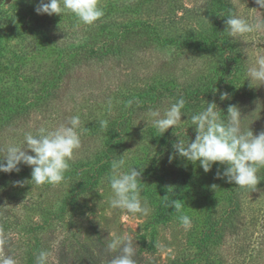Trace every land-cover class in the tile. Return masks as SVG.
<instances>
[{
	"label": "rangeland",
	"instance_id": "rangeland-1",
	"mask_svg": "<svg viewBox=\"0 0 264 264\" xmlns=\"http://www.w3.org/2000/svg\"><path fill=\"white\" fill-rule=\"evenodd\" d=\"M131 1L98 0L105 14L92 25L79 22L67 10L62 14L44 15L45 23L39 19L38 25H44L48 36L45 38L37 36L38 32L32 25L28 27L29 17L37 14L35 8L40 0H0V16H12L15 27L22 26L18 31L24 34L17 44L38 48L36 59L25 67L22 86L43 96L35 102L38 104L27 118L12 120L9 125L0 127V149L9 143L22 142L26 132L35 134L41 126L56 127L67 123L73 115L80 116L81 127L86 129L80 137L81 146L69 161L70 167L60 184L37 186L31 181L30 188L20 194L18 200H11V192H16L14 185L2 191V199L6 203L0 212V227L6 246L18 264H30L41 250L50 253L48 264L75 263L84 246L95 245L97 231L102 235L106 248L114 235L130 236L143 258V264H208L207 259L218 260L220 264H264L262 190L241 196L243 213L240 219L232 220L234 228L228 229L222 245L213 247L208 253L201 252L199 239L206 231L208 218L210 214L220 216L222 208L218 206L219 196L210 183V173H205L198 161L192 163L185 158L191 168L185 210L191 219V227L185 229L179 219L163 224L155 222V207L148 192L158 190L167 179L160 163L155 172L148 174L152 158L158 160V148L145 135L149 128H154L147 118L148 110L137 112L130 128L128 116L126 134L113 149L114 159L122 156L128 166L143 170L140 197L142 203L146 202L148 214H128L109 206L111 190L106 176L111 172V163L85 192H75L76 182L83 176L93 177V167L107 160L104 152L109 135L100 126L101 120L114 122L123 118L125 101L154 83L152 81L156 78H164L169 86L184 88L190 85L194 88L209 82L222 71L216 57L183 47L187 34L196 30L204 33L210 29L215 12L213 0H153L139 3L129 12ZM228 1L235 6L236 14L250 22L264 17V9H260L255 0ZM21 12L24 16H20ZM145 19L160 26L164 24L158 28L164 48L144 49V45L135 46L130 40H123L120 52L116 48L103 58L83 60L78 57L81 54L92 56L90 52L94 51H81L82 45L96 48L95 42L104 34L127 27L130 21ZM2 22L0 25L5 27ZM236 38L243 46L247 69L258 54H264V32ZM61 56L70 59L64 72ZM36 77L45 82L35 81ZM0 85L9 83L0 82ZM248 86L250 91L240 95L237 107L243 116L242 126H248L258 134L264 131V85L250 86L248 82ZM31 98L35 99L31 94L25 97L27 102ZM172 103H175L173 98L165 97L154 109L163 114ZM182 111L186 113L181 117L182 121L166 132L190 129L189 113L185 109ZM25 169V178L31 180V168L25 165ZM263 173L264 168H261L258 175Z\"/></svg>",
	"mask_w": 264,
	"mask_h": 264
},
{
	"label": "trees",
	"instance_id": "trees-1",
	"mask_svg": "<svg viewBox=\"0 0 264 264\" xmlns=\"http://www.w3.org/2000/svg\"><path fill=\"white\" fill-rule=\"evenodd\" d=\"M152 2L153 0H132L129 3V12L133 10L134 6L137 8L141 2ZM215 6V12L211 17V26L207 32L200 30L192 31L187 34L184 38L183 47L188 51H196L199 53L209 54L216 57V61L222 67L220 74H215L209 82H204L201 85L192 88L190 85L184 88H178L175 86L166 85L164 78L154 79V83L150 84L145 89H141L139 93L133 94L127 101H125L123 108V118L109 121L107 127H104L105 131L109 135L107 141V148L105 163L98 164L94 168L93 177L87 178L83 176V179L76 182L75 192H85L92 182L96 181V177L100 176L106 171L109 165L114 159L113 149L116 145H119V141L126 134V127L128 126L129 116V128L134 123L135 114L137 112L149 111L154 109L155 105L165 97L173 98L177 100L183 97L186 101L185 110L189 113V118L192 114L199 112L202 108L206 107V102L214 101L218 108L222 111V117L226 119L227 108L229 105L238 106L239 97L243 92H249L248 80L245 75L246 67L244 64V52L241 41L237 38L228 36L225 31V21L227 15L236 14L235 6L228 0H213ZM6 15V14H5ZM0 16V21H3L0 25V82H8L9 85H0V127L9 125L10 121L16 119H25L31 112H34L38 103H35L42 98V94H36V91H30L25 87V83L22 86L21 82H24L23 74L25 67L38 53L37 46H28L26 44L18 43L17 41L22 40L23 32H19L22 26H16L13 22L12 16ZM44 15L47 14H35L34 17L30 16L28 20V27L32 25L37 30V36L48 37L47 31L44 25L39 24L45 23L43 19ZM20 16H24L21 12ZM48 23L50 20L48 18ZM41 25V26H40ZM164 24H155L154 21L145 19L144 21L129 22V26L121 27L115 32L103 35L97 40V47L82 45L81 51L94 50L90 52L92 56L87 54H81L78 57L83 60L90 57L103 58V56L109 54L114 49L118 48V51H122L120 42L123 40H130L133 45H144V49H159L164 48L162 44L164 40L159 34V29ZM159 28V29H158ZM14 40V43L12 41ZM116 42V44H114ZM80 47V46H79ZM100 47V48H99ZM11 50V51H10ZM89 54V53H88ZM74 58V57H71ZM63 72L64 67L67 65L69 58H63ZM78 60L76 59V62ZM59 68H61L59 66ZM35 81H40L36 77ZM53 83H51L52 85ZM49 85V87H51ZM48 86H46V89ZM50 89V88H49ZM53 89V88H52ZM46 92H43V94ZM221 93H227L228 98L225 100L220 99ZM33 95L35 99L31 98L30 102L25 99L28 95ZM250 97L253 98L250 92ZM127 122V123H126ZM190 129L184 132H165L161 134L154 128H149L145 132V135L149 138V141L158 148V154L156 158H152L149 164L148 174L156 171L159 163L163 166L166 172L165 180L162 186L158 190H149L148 197L155 207V222L167 223L174 219H179V215H188L186 210V204L189 198L190 184H191V168L186 162V159L179 156L173 147L179 140H192L195 138L194 126L191 125ZM249 128L248 126H243ZM170 157H173L171 160ZM224 165L213 164L212 169L209 171L210 183L213 185L214 191L219 196V207L222 208L220 216L216 214H210L206 231H204L199 239V247L201 252L208 253L213 247H219L222 245L227 231L232 230L234 225L232 220L240 219V214L243 213V202L241 196L246 192H252L262 190L264 195V173L261 177L260 183L256 188H240L235 183H229L226 179L216 178L217 168L221 171L224 169ZM20 171H13L11 173L0 172V212L5 209V201L2 199V191L10 186L15 187L16 192H11V200H18L23 192L25 193L32 182L28 177L25 178L27 172L25 165L19 166ZM92 168V169H93ZM96 168V169H95ZM103 171V172H102ZM84 173V172H83ZM81 174V173H80ZM79 174V175H80ZM82 176V175H81ZM22 181V185H18L15 182ZM215 185V186H214ZM173 201H179L183 207L180 213H177L172 207ZM92 229L96 230L95 227ZM264 234V227L262 230ZM97 233V242L93 247L84 246L82 252L78 256L77 262L74 264H108L109 260L118 254V251H112L106 248L102 235ZM0 238H2V231L0 227ZM3 239V238H2ZM134 247V246H133ZM135 249L134 259L136 264H143V258L140 252ZM0 255H12L9 248L4 244L0 246ZM68 262L67 264H73ZM208 264H220V261L207 259ZM35 264V260L30 262ZM171 264H175L172 262Z\"/></svg>",
	"mask_w": 264,
	"mask_h": 264
},
{
	"label": "clouds",
	"instance_id": "clouds-1",
	"mask_svg": "<svg viewBox=\"0 0 264 264\" xmlns=\"http://www.w3.org/2000/svg\"><path fill=\"white\" fill-rule=\"evenodd\" d=\"M255 3L260 9H264V0H255ZM65 10L85 25L94 24L105 14L98 0H40L35 8L37 14L48 15L62 14ZM226 17L224 32L230 37H245L254 32H264V17H257L251 22L239 14H229ZM245 75L250 86L264 85V54L256 56L255 62L246 69ZM227 98V93H221V100ZM185 104V99L181 97L166 108L163 114L159 109H149L147 118L163 134L182 121L181 117L186 115L182 111ZM108 107L110 110L111 100L108 101ZM242 117L237 106L229 105L224 119L222 111L214 101L206 102V107L190 117L195 138L179 140L173 145L175 152L192 163L198 161L205 173L212 169L213 164L224 165L226 167L223 171L217 168L216 178L226 179L240 188H256L262 180L258 173L264 168V131L254 134L250 128L242 126ZM99 123L102 128L108 124L106 120ZM84 131L86 129L81 127L80 116L73 115L68 118L67 123L59 126H41L35 134L26 132L22 142L9 143L0 149V172H19V165L24 164L31 168L30 181L35 185H58L65 179V173L70 167L69 161L81 146L80 137ZM142 171L128 166L122 156L112 160L111 172L106 176L111 190L109 206L112 209L128 214H148L146 202L142 203L140 197ZM15 183L22 185L23 182ZM172 207L180 213L183 205L179 201H173ZM179 222L185 229L191 227L188 215H179ZM6 243L5 239L0 238V246ZM107 248L118 251L108 264H136L135 249L130 236L114 235ZM49 256L48 251L41 250L36 256L35 264H48ZM0 264L18 262L12 255H0Z\"/></svg>",
	"mask_w": 264,
	"mask_h": 264
}]
</instances>
